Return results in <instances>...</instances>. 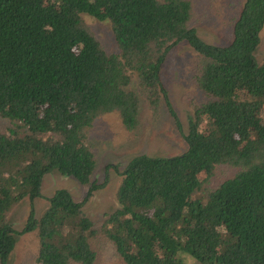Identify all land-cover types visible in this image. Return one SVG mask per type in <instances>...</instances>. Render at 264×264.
<instances>
[{
	"label": "trees",
	"instance_id": "trees-1",
	"mask_svg": "<svg viewBox=\"0 0 264 264\" xmlns=\"http://www.w3.org/2000/svg\"><path fill=\"white\" fill-rule=\"evenodd\" d=\"M212 2L0 0V116L9 122L0 129V264L30 232L35 264H101L102 241L122 264H264V0L244 1L227 45L194 26ZM84 15L111 23L118 52ZM182 42L203 58L191 80L208 97L189 116L187 147L132 157L119 172L118 207L95 227L83 212L102 187L89 129L108 113L137 128L133 80L157 113L162 65ZM55 171L88 186L87 197L57 189L36 218L33 202ZM24 199L30 214L16 230L7 216Z\"/></svg>",
	"mask_w": 264,
	"mask_h": 264
},
{
	"label": "rangeland",
	"instance_id": "rangeland-1",
	"mask_svg": "<svg viewBox=\"0 0 264 264\" xmlns=\"http://www.w3.org/2000/svg\"><path fill=\"white\" fill-rule=\"evenodd\" d=\"M245 0H213L204 18L194 24L199 36L209 43L227 45L233 38V25L238 18ZM85 22L91 27L107 52H118L112 25L109 21H99L84 15ZM258 57L264 56V29ZM203 62L187 43L176 45L167 55L161 77L167 96L155 113L146 96L139 90L136 80L131 83L141 99L138 125L133 131L127 130L117 113H108L95 120L89 129L87 145L95 155L96 170L93 181L102 187L87 197L88 186L80 184L71 176L52 172L44 177L41 194L35 199L33 209L38 218L48 204L49 197L57 189L68 190L78 202H84L83 212L95 227H100L106 215L118 207L116 193L121 182L120 171L134 156L169 157L182 153L186 147L183 133L188 130L189 116L195 105L208 100L204 92L191 80L194 67ZM172 111L178 116L179 129ZM9 126L8 120L0 116V129ZM31 210L29 199L14 205L7 219L16 230H21ZM16 245L7 264H35L39 240L35 232L17 236ZM101 264H122L111 245L102 241L98 244ZM192 264H198L194 262Z\"/></svg>",
	"mask_w": 264,
	"mask_h": 264
}]
</instances>
